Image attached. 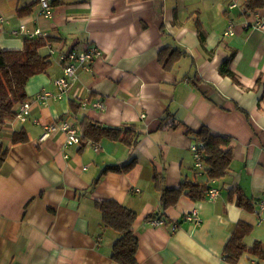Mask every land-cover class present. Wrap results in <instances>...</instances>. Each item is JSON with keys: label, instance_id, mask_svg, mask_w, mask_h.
<instances>
[{"label": "crops", "instance_id": "crops-1", "mask_svg": "<svg viewBox=\"0 0 264 264\" xmlns=\"http://www.w3.org/2000/svg\"><path fill=\"white\" fill-rule=\"evenodd\" d=\"M49 2L46 17L39 0H0V48L21 49L36 30L51 38L39 49L50 66L25 85L26 120L8 119L0 129L7 149L0 165V264H117L110 257L117 233L101 225L96 206L105 199L136 212L138 264H264L248 252L235 263L223 255L239 220L253 226L247 247L264 244V223L256 224L253 212L264 199V28L253 27L256 18L264 21V7L249 11L245 0ZM91 46L102 54L88 68L77 66L59 96L54 81L67 64L62 55ZM226 60L233 76L221 72ZM41 90L48 92L44 100L36 97ZM83 116L143 130L133 145L102 137L68 146L57 126L42 138L49 125H79ZM203 126L233 147L226 174L209 182L219 195L196 201L181 195L162 210L157 184L206 181L194 172L197 139L187 131ZM15 131L27 139L12 142ZM131 158L127 172L101 174ZM238 193L246 206L237 205ZM193 209L199 224L185 218ZM159 210L160 225L148 218Z\"/></svg>", "mask_w": 264, "mask_h": 264}, {"label": "trees", "instance_id": "trees-1", "mask_svg": "<svg viewBox=\"0 0 264 264\" xmlns=\"http://www.w3.org/2000/svg\"><path fill=\"white\" fill-rule=\"evenodd\" d=\"M245 5L247 10L254 11L264 7V0H245ZM199 37L203 42V35L200 32ZM50 41V37L40 35L26 38L21 49L0 48V129L6 120L16 116L19 105L26 101L25 85L29 77L46 71L50 66V58L39 53V49ZM174 52L175 50H171L170 54L173 55ZM227 63L228 60L223 63L221 72L233 76ZM79 125L83 139L91 138L98 141L102 137H107L111 140L123 141L128 145H133L135 138L143 130L142 125L136 123L122 127H109L85 116L79 119ZM187 131L196 137L197 140L194 144L198 146L202 161L201 169L197 170L194 167V172L195 174H205L206 181L184 180L176 188H167L157 184L162 210L175 205L181 195L194 201L204 199L206 191L213 186L209 182L222 178L230 167L233 147L229 137L214 133L206 126L201 127L198 131ZM26 139V134L22 131H15L11 136L12 142H23ZM6 153L7 149H3L0 141V165ZM134 163L135 159L131 158L119 165L106 166L101 174L108 171L125 173L131 169ZM236 203L239 206H246L248 201L241 193H238ZM96 206L101 213V225L111 228L117 233L111 248V259L117 264H138L136 252L139 241L132 228L136 212L114 199L96 201ZM162 215L163 212L159 210L157 213L148 215V218L162 217ZM252 227L250 223L243 220L236 222L223 249L226 262H237L245 252L264 260V244L254 241L250 247H247L244 243V237L251 232Z\"/></svg>", "mask_w": 264, "mask_h": 264}, {"label": "built area", "instance_id": "built-area-1", "mask_svg": "<svg viewBox=\"0 0 264 264\" xmlns=\"http://www.w3.org/2000/svg\"><path fill=\"white\" fill-rule=\"evenodd\" d=\"M39 3L41 5V13L48 17L51 14V5L49 0H39ZM253 27L257 28H264V21L260 19H255L253 23ZM20 28H24V26H21ZM17 30H13L12 34H17ZM232 29L229 27L227 30H225L224 34H231ZM43 35L39 30H36L30 35L33 36H40ZM102 54L101 49L95 46L88 47L86 50L80 52V53H74V52H67L66 54L62 55L63 59L67 60V64L63 68V73L61 76L55 79L54 83L58 88L59 96L62 95L64 92H66L69 87L71 86V80L75 77V70L77 66H81L83 68H88L90 63L93 61L94 58L99 57ZM48 95V92L45 90H41L37 94V99L44 100V98ZM30 104L26 100L22 102L17 110L16 119H19L21 121H25L27 118V115L29 113ZM57 126L60 128L64 134H65V143L68 146L71 145H79L81 142V127L78 124L68 122L67 120H63L58 122L56 125L51 124L47 127L46 131L43 133L42 138H45L49 134V130L54 129V127ZM94 148H98V146L95 144ZM191 151L193 154L194 159V167L198 170L201 169V156L198 151V146L194 143L191 145ZM219 195V190L211 186L206 191V199H214ZM253 212L257 216V224L264 223V199L260 200L254 207ZM185 218L193 221L195 224L200 223V217L197 214L196 210H192L185 214ZM155 224H163V221L160 218H153L152 220Z\"/></svg>", "mask_w": 264, "mask_h": 264}, {"label": "rangeland", "instance_id": "rangeland-1", "mask_svg": "<svg viewBox=\"0 0 264 264\" xmlns=\"http://www.w3.org/2000/svg\"><path fill=\"white\" fill-rule=\"evenodd\" d=\"M256 224H257V221H256Z\"/></svg>", "mask_w": 264, "mask_h": 264}]
</instances>
